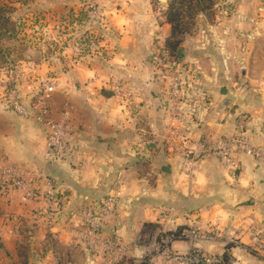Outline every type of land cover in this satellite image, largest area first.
I'll return each instance as SVG.
<instances>
[{"label":"crops","instance_id":"obj_1","mask_svg":"<svg viewBox=\"0 0 264 264\" xmlns=\"http://www.w3.org/2000/svg\"><path fill=\"white\" fill-rule=\"evenodd\" d=\"M83 1L22 0V102L49 83V116L66 117L71 153L45 162V130L0 107V167L17 166L29 188L42 190L36 172H45L59 199L51 210L41 197L0 189V264H106L73 231L112 189L122 194L101 235L133 245L134 258L150 247L147 226L201 225L224 207L264 216V165L238 151L236 171L211 155L188 163L180 144L232 136L244 117L247 141L264 151V0L195 8L170 71L153 57L164 49L170 61L171 0H102L104 19L94 27L101 48L77 58L60 38L83 28ZM170 74L181 86L175 113ZM115 82L125 96L113 95Z\"/></svg>","mask_w":264,"mask_h":264},{"label":"built area","instance_id":"obj_2","mask_svg":"<svg viewBox=\"0 0 264 264\" xmlns=\"http://www.w3.org/2000/svg\"><path fill=\"white\" fill-rule=\"evenodd\" d=\"M102 5V0H84L81 4L83 28L75 35L67 34L66 36L62 35L60 38L64 46L69 44L71 54L74 57L93 55L100 50L101 39L95 36L94 27L103 22L104 12ZM58 28L64 33V27L59 26ZM43 30L45 33H48V29L45 26ZM153 59L154 63L159 67L171 70L172 62L166 58V51L164 49L154 56ZM183 70L184 68L182 67L181 71ZM169 82L170 86L167 94L172 103L171 112L174 111L175 113L177 111L176 105L181 96L180 79L176 74H170ZM48 85V82H42L40 89L34 94L28 104H24L23 102L20 104L17 101H13L11 108L18 116H31L46 131L43 158L50 163L67 157L71 153V147L66 139V117L62 116L59 119H53L49 116L50 91ZM112 92L113 95L118 97L126 95L117 82L113 83ZM244 132L245 119L241 117L237 120L235 133L232 136L217 138L210 142L201 140L195 143H187L185 139H182L180 141L182 146L181 151L184 157L187 158L188 163L192 160V157L211 155L216 156L223 164L227 165L232 160L233 151L236 150L256 159L260 164L264 165L263 149L252 146L247 141ZM36 175L40 178V181H43L44 190L39 189L40 185L38 186L36 183H32L31 188H29L28 181H26L21 169L17 166L11 164L3 165L0 167V189L2 191L8 189L24 191V196L27 198L41 197L47 206L53 210V207H58L59 204L56 191L45 172L38 171ZM121 194L122 192L119 188L112 189L101 198L97 207L85 208L82 211L80 226L73 231V237L83 246L85 252L91 258L107 256L108 261L106 264H114L133 249V245L129 246L132 248L130 249L117 239H106L101 235V229L112 215ZM166 211L169 213L171 209H167ZM48 224L51 227V221H48ZM158 242H160L159 245L163 250L162 254H166L168 259L183 260L191 264H203L207 261L205 256L198 253V251H195L192 255L176 251L168 256L169 250L166 249L168 239L164 238ZM154 245L155 243L150 246ZM54 262L56 263V261Z\"/></svg>","mask_w":264,"mask_h":264},{"label":"rangeland","instance_id":"obj_3","mask_svg":"<svg viewBox=\"0 0 264 264\" xmlns=\"http://www.w3.org/2000/svg\"><path fill=\"white\" fill-rule=\"evenodd\" d=\"M0 10V31L3 32L0 35V107L17 115L11 103L17 101L22 104V12L26 7L24 4L22 6V0H0ZM41 84H37L31 100ZM221 164L233 171L237 170L233 158L227 165ZM243 213L224 207L218 209L211 222L201 225H197L199 220L196 224L191 221L185 227L174 223L147 226L149 233L143 239L147 244L155 245L138 258L132 257V253H127L123 258H133L135 264H191L168 259L166 254H162L158 236L171 232L177 233V237H167L168 256L176 251L190 255L198 251L207 260L203 264H264V216L259 215V212L257 215L255 212ZM172 244H180L183 249L174 250Z\"/></svg>","mask_w":264,"mask_h":264},{"label":"trees","instance_id":"obj_4","mask_svg":"<svg viewBox=\"0 0 264 264\" xmlns=\"http://www.w3.org/2000/svg\"><path fill=\"white\" fill-rule=\"evenodd\" d=\"M220 2V0H171L167 9L168 21L171 25L172 37L166 42V49L168 52V58L170 62L175 63L176 60V47L179 43V37L189 26V21L194 13V9L197 10H208L213 8L214 3ZM1 11V10H0ZM211 13V11H209ZM2 24L0 23V29ZM3 32L0 31V35ZM179 232V231H178ZM175 239L177 233L166 232L158 236V241L164 238ZM22 250V247H21ZM18 264H22V259ZM114 264H135L133 258L130 259H120Z\"/></svg>","mask_w":264,"mask_h":264}]
</instances>
